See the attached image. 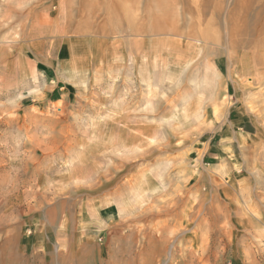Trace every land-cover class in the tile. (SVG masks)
<instances>
[{"label": "rangeland", "instance_id": "obj_1", "mask_svg": "<svg viewBox=\"0 0 264 264\" xmlns=\"http://www.w3.org/2000/svg\"><path fill=\"white\" fill-rule=\"evenodd\" d=\"M236 1L0 0V264H264Z\"/></svg>", "mask_w": 264, "mask_h": 264}, {"label": "bare ground", "instance_id": "obj_2", "mask_svg": "<svg viewBox=\"0 0 264 264\" xmlns=\"http://www.w3.org/2000/svg\"><path fill=\"white\" fill-rule=\"evenodd\" d=\"M262 10L263 9H260L259 11H257V12H255L254 10H253V8H252V5H251V2H249V3H247V2H245V1H240V0H237L235 3H234V6H233V9L231 10L232 11V14L231 15H233L234 16V18L236 17V19H235V21L237 20V22L239 21V22H241L240 24H242V26L244 27V30H243V32H242V34L239 32V33H236V34H241V38L240 39H236L235 40V38L233 37V39L236 41V42H230L231 44V47H233V48H239V47H241V48H260V47H263L264 46V38H261L259 35V37L260 38H258V36H255V37H257V38H253L252 37V35L249 33V32H251V30H253V28L256 26V25H258L259 24V22H260V17L262 16L261 14H262ZM230 15V16H231ZM251 15H253V21H250V22H252V23H249V21H248V17L249 16H251ZM231 20H232V17L230 18ZM230 20V21H231ZM232 22H233V20H232ZM236 22V23H237ZM229 23H231V22H229ZM234 24V23H233ZM262 24V23H261ZM235 25V24H234ZM233 25V26H234ZM263 25H264V23H263ZM231 25H229V27H230ZM233 26H231V28L233 27ZM262 26V25H261ZM228 27V28H229ZM235 27H237L236 25H235ZM241 27V26H240ZM259 27V26H258ZM263 27V26H262ZM239 28V27H238ZM233 29H235V28H233ZM232 29V30H233ZM240 29H242V28H240ZM240 29H238V30H240ZM256 29V28H255ZM258 29V28H257ZM260 30V29H259ZM255 31V30H254ZM258 31V30H257ZM262 31H264L263 29H262ZM230 32V31H229ZM260 32V31H259ZM252 33V32H251ZM258 33V32H257ZM261 33V32H260ZM233 34H235V32L233 33ZM231 35V34H230ZM255 35H256V32H255ZM236 37V36H235ZM230 39H232V37L230 38ZM233 41V40H232ZM251 55H252V53H251ZM244 57L245 58H249L250 57V54H248V55H244ZM261 80V79H260ZM180 83V82H179ZM258 83V82H257ZM262 83V82H261ZM257 86V85H256ZM214 87V86H213ZM173 89V88H172ZM205 89V88H204ZM206 91V90H205ZM212 92V91H211ZM210 92V93H211ZM215 92V91H214ZM207 93V92H206ZM133 97V96H132ZM216 97H217V95H216ZM213 100H215V99H213ZM261 104V103H260ZM264 105V104H263ZM258 106V105H257ZM256 106V107H257ZM259 106H262V105H259ZM264 107V106H263ZM255 111V110H254ZM259 113V112H258ZM262 115V114H261ZM31 121V120H30ZM59 121V120H58ZM32 123V122H31ZM38 128V127H37ZM52 129V128H51ZM126 135V134H125ZM136 144V143H135ZM140 146V145H139ZM135 151V150H134ZM146 152V151H145ZM149 152V151H148ZM147 153V152H146ZM129 155V154H128ZM144 155V154H143ZM132 156V155H131Z\"/></svg>", "mask_w": 264, "mask_h": 264}, {"label": "crops", "instance_id": "obj_3", "mask_svg": "<svg viewBox=\"0 0 264 264\" xmlns=\"http://www.w3.org/2000/svg\"><path fill=\"white\" fill-rule=\"evenodd\" d=\"M54 90V89H53ZM62 90V89H61ZM52 95V94H51Z\"/></svg>", "mask_w": 264, "mask_h": 264}, {"label": "built area", "instance_id": "obj_4", "mask_svg": "<svg viewBox=\"0 0 264 264\" xmlns=\"http://www.w3.org/2000/svg\"><path fill=\"white\" fill-rule=\"evenodd\" d=\"M101 241V240H100Z\"/></svg>", "mask_w": 264, "mask_h": 264}]
</instances>
